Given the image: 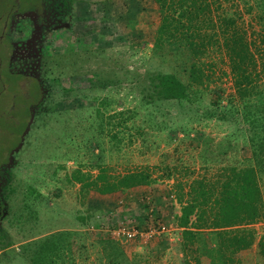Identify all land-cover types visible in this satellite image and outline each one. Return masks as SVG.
Here are the masks:
<instances>
[{
    "label": "rangeland",
    "instance_id": "1",
    "mask_svg": "<svg viewBox=\"0 0 264 264\" xmlns=\"http://www.w3.org/2000/svg\"><path fill=\"white\" fill-rule=\"evenodd\" d=\"M65 1L64 14L36 32L33 20L19 29L11 21L13 40L30 34L33 41L31 48L17 49L11 61L13 69L24 72L20 89L12 83L18 75L4 64L6 35L0 41V162L5 159L0 224L9 237L0 247V264H210L195 247L205 250L212 238L206 229L200 239L189 235L192 226L183 231L176 198L193 178L212 179L222 174V166L252 164L264 210L263 96L235 94L226 56L215 46L195 59L202 79L192 80L188 69L194 57L187 47L154 42L159 11L153 0ZM256 1L222 0V6L240 14L263 52L264 22L254 17ZM9 2L0 0V13L8 12ZM157 71H171L186 82V96L147 102L149 75ZM28 72L38 76L43 89L29 115L27 104L38 93ZM260 79L258 89L264 90L262 74ZM26 82L29 96L22 98ZM9 88L14 89L12 110L6 107ZM246 104L251 117L242 111ZM98 165L111 173L146 166L151 180L100 194L71 176L75 168L95 174ZM154 221L166 229L145 243L107 231L120 222L145 228ZM248 226L251 244L228 264H264L258 245L264 218ZM106 240L125 256L113 254L115 245ZM111 257L118 262L111 263Z\"/></svg>",
    "mask_w": 264,
    "mask_h": 264
},
{
    "label": "trees",
    "instance_id": "2",
    "mask_svg": "<svg viewBox=\"0 0 264 264\" xmlns=\"http://www.w3.org/2000/svg\"><path fill=\"white\" fill-rule=\"evenodd\" d=\"M153 1L159 11L154 42L159 44L166 41L174 48L185 45L194 57L188 69L192 80L202 79V68L195 59L203 55L209 46H215L221 48L226 56L235 94L248 99L250 95L257 93L264 98V90L258 89L263 81L260 76H264V51L260 52L254 39L249 38L238 12H227L222 6V0ZM256 3L259 10L254 17H259L262 19L260 22H264V0H257ZM246 5L251 9L250 4ZM261 40L264 42V34ZM149 77L151 88L145 94L147 102L155 99H182L186 96L187 83L175 73L157 71ZM242 111L249 117L254 115L247 104ZM252 153L255 155V152ZM98 167L95 174L75 168L71 171V176L82 188L90 187L100 194L123 192L124 188L146 184L151 180L146 166L122 173L107 172L103 166ZM220 169L222 174L215 175L212 179L201 176L193 178L187 184L184 194L176 198L180 204L176 220L179 226L184 227L183 231L189 233L185 228L192 226L194 229L190 230L189 235L192 233L193 238L200 239L201 229H206L209 238H212L205 250L195 247L196 251L208 255L210 264L231 262L236 251L245 249L253 240V230L248 224L264 218L254 166L249 164L237 167L232 164ZM4 195V188L0 184V208L4 204ZM8 239L7 232L0 224V247H4ZM106 241L115 245L112 240ZM258 245L264 251V233L261 234ZM114 251L116 252L113 254H123L118 244L114 246ZM114 258L111 257V263L118 262Z\"/></svg>",
    "mask_w": 264,
    "mask_h": 264
},
{
    "label": "flooded vegetation",
    "instance_id": "3",
    "mask_svg": "<svg viewBox=\"0 0 264 264\" xmlns=\"http://www.w3.org/2000/svg\"><path fill=\"white\" fill-rule=\"evenodd\" d=\"M22 2H26V3L22 8L18 9L19 7L18 5H23ZM9 3H11L10 6L12 7H9V5L7 6L8 12L0 13V41L4 40L3 34L6 35L5 42L7 43L8 49H7L6 57L4 59L5 60L4 64L9 73L18 75V77L15 80H13L12 83L17 85L18 89H20L19 83H18L19 78L21 76L20 72L21 73H24V72L20 68L13 69V67L10 66L11 61L13 58L15 59L17 58V56H15L16 55L15 51L17 49L25 50V47L31 48V46L29 45H31L33 41H32V36H30V34H29V37L27 36L25 37V36H22L21 34H18L13 40V37L9 35V30H12L11 21H14L15 28L19 29V27L27 26L25 25V21L33 20V26L31 27V31L36 32L40 28H45L50 23L55 21L54 19L56 17L58 18L62 14H64L63 12H61V9H62L61 7L68 5V3H66L65 0H34L33 2H28L25 0L24 1L23 0H12V2H9ZM15 7L16 9L14 10L13 8ZM1 64H2V61L0 60V67H1ZM28 73L33 74V76H27V78L28 80L31 79L36 83V88H37V93H38L37 100H35L34 102H30L29 105L27 104V113L29 115L30 107L33 104L36 105L39 103L40 98L42 96L43 89H42V85H41V82L38 76H36V74L34 75L33 72H28ZM27 83L28 82L25 83L26 90L23 93H21L23 95L22 98H27L29 96V92H28L29 86L27 85ZM8 91L10 92V97L7 98L6 107H9V108L11 107V110H12L14 108L12 104V97L14 96V93H13L14 89L9 88ZM5 121L7 122V120ZM2 161L0 162V164L2 163ZM0 176H1V171H0Z\"/></svg>",
    "mask_w": 264,
    "mask_h": 264
},
{
    "label": "built area",
    "instance_id": "4",
    "mask_svg": "<svg viewBox=\"0 0 264 264\" xmlns=\"http://www.w3.org/2000/svg\"><path fill=\"white\" fill-rule=\"evenodd\" d=\"M166 226L158 221H154L145 228H140L130 222H120L116 225L107 227L110 235L118 239H136L141 243L148 241L154 233L163 232Z\"/></svg>",
    "mask_w": 264,
    "mask_h": 264
}]
</instances>
